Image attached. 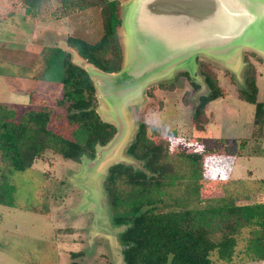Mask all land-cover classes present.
Wrapping results in <instances>:
<instances>
[{
	"label": "rangeland",
	"instance_id": "rangeland-1",
	"mask_svg": "<svg viewBox=\"0 0 264 264\" xmlns=\"http://www.w3.org/2000/svg\"><path fill=\"white\" fill-rule=\"evenodd\" d=\"M87 1L95 4L77 11L65 8L59 0H45L46 10L31 16L17 1L0 0V102L14 106L18 113L48 108L50 127L66 137L71 126L65 108L56 104L62 88L63 53L68 52L77 64L83 61L66 38L94 42L101 34V1ZM127 5L123 3V10ZM117 32L122 43L120 26ZM245 56L256 68L257 99L264 105L263 16L257 37L227 54L197 53L147 85L121 94L100 97L96 91L98 114L121 130V135L97 147L94 159L82 156L75 161L46 151L22 170L8 167L0 159L4 199L7 187L12 189L9 202L0 201V264H123L119 235L127 225L112 223L113 214L124 210L109 204L104 189L107 169L113 164L125 165L154 182L162 171L155 162L161 141L168 142L170 152L206 153L211 149L214 153L204 163L200 180L186 178L162 189L159 210L195 207L209 198L238 205L264 203L263 182L234 184L220 174L225 166L234 178L247 170L257 178L264 177V121L254 122L255 106L237 97V91L245 87ZM200 62L216 74L226 93L206 105L208 123L196 130L192 112L198 97L208 92L198 72ZM83 67L90 75L96 72L91 64ZM167 84H173V89L165 88ZM139 122L157 130L148 132L154 145L132 157L126 149ZM74 252L79 254L72 256ZM235 264H264V260Z\"/></svg>",
	"mask_w": 264,
	"mask_h": 264
},
{
	"label": "trees",
	"instance_id": "trees-1",
	"mask_svg": "<svg viewBox=\"0 0 264 264\" xmlns=\"http://www.w3.org/2000/svg\"><path fill=\"white\" fill-rule=\"evenodd\" d=\"M14 1L33 16L47 8L45 0ZM100 1L99 38L87 42L69 36L66 43L74 47L86 63L102 72L115 73L121 68L123 59L117 32L121 26L119 6L122 0ZM59 3L77 11L95 4L87 0H59ZM244 62L245 87L237 91V97L255 106L254 122L257 123L264 121V105L257 99V71L247 56ZM61 67L62 88L56 104L65 108L66 121L71 126L69 137L50 127L48 108L18 113L14 106L0 102V159L8 167L27 168L46 151L75 161L82 156L94 159L96 148L106 145L114 137L115 125L102 120L97 112L96 89L87 71L73 62L68 52L63 53ZM198 72L208 92L198 97L191 120L194 128L201 130L208 122L206 105L226 92L219 86L216 74L203 62L199 63ZM164 87L173 89V84ZM156 130L146 122H139L127 153L139 157L150 149L154 142L148 132ZM159 145L161 153L155 162L162 171L154 182L142 179L139 171L125 165L113 164L107 169L104 189L109 204L114 209L124 210L122 214H113L112 223L127 225L119 235L124 248L123 264H215L216 261L235 264L243 260H264V203L238 205L209 198L197 202L195 207L158 209L162 189L186 178L200 180L204 163L214 153L211 149L206 153L170 152L167 141H161ZM11 194L12 189L7 187V199L1 192L0 201L8 203Z\"/></svg>",
	"mask_w": 264,
	"mask_h": 264
},
{
	"label": "water",
	"instance_id": "water-1",
	"mask_svg": "<svg viewBox=\"0 0 264 264\" xmlns=\"http://www.w3.org/2000/svg\"><path fill=\"white\" fill-rule=\"evenodd\" d=\"M263 16L264 0H126L120 14L121 68L105 73L94 67V74L87 73L100 97L121 94L147 85L197 53L223 55L251 43ZM120 135L116 127L113 141Z\"/></svg>",
	"mask_w": 264,
	"mask_h": 264
},
{
	"label": "crops",
	"instance_id": "crops-1",
	"mask_svg": "<svg viewBox=\"0 0 264 264\" xmlns=\"http://www.w3.org/2000/svg\"><path fill=\"white\" fill-rule=\"evenodd\" d=\"M32 16V15H31ZM258 77V75H257ZM226 92V91H225ZM209 120V119H208ZM208 123V122H207ZM242 156V155H241ZM240 155L238 157H241ZM225 166H223V169L224 171H221L220 174L221 175H224V177H226V179L228 180L230 178V180H234V184L235 182H242V183H245V182H254V181H261L264 183V177H261V178H257L253 175V172L252 171H245L244 173H241L240 176L238 177H232L231 175V171L229 173V171H226ZM221 169V170H223ZM228 173V174H227ZM225 179V178H224Z\"/></svg>",
	"mask_w": 264,
	"mask_h": 264
}]
</instances>
